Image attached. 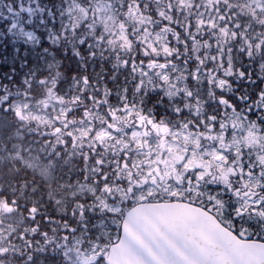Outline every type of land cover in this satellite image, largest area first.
Masks as SVG:
<instances>
[{
	"label": "snow or ice",
	"instance_id": "obj_1",
	"mask_svg": "<svg viewBox=\"0 0 264 264\" xmlns=\"http://www.w3.org/2000/svg\"><path fill=\"white\" fill-rule=\"evenodd\" d=\"M0 264H264V0H0Z\"/></svg>",
	"mask_w": 264,
	"mask_h": 264
}]
</instances>
